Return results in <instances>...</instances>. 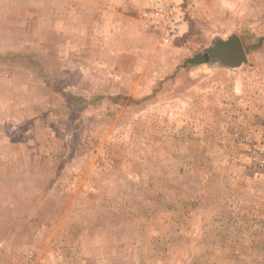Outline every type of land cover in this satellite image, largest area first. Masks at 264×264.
<instances>
[{"label": "rangeland", "instance_id": "1", "mask_svg": "<svg viewBox=\"0 0 264 264\" xmlns=\"http://www.w3.org/2000/svg\"><path fill=\"white\" fill-rule=\"evenodd\" d=\"M0 264H264V0H0Z\"/></svg>", "mask_w": 264, "mask_h": 264}, {"label": "water", "instance_id": "2", "mask_svg": "<svg viewBox=\"0 0 264 264\" xmlns=\"http://www.w3.org/2000/svg\"><path fill=\"white\" fill-rule=\"evenodd\" d=\"M216 59L224 66L236 68L247 62L246 51L240 37L232 33L227 38L218 37L215 39L213 49L210 53H206Z\"/></svg>", "mask_w": 264, "mask_h": 264}, {"label": "crops", "instance_id": "3", "mask_svg": "<svg viewBox=\"0 0 264 264\" xmlns=\"http://www.w3.org/2000/svg\"><path fill=\"white\" fill-rule=\"evenodd\" d=\"M141 26H142V28H144L143 25H142V23H141Z\"/></svg>", "mask_w": 264, "mask_h": 264}]
</instances>
